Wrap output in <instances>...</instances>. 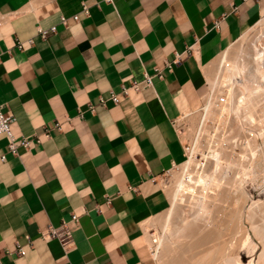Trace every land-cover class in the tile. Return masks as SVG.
Here are the masks:
<instances>
[{"label": "crops", "instance_id": "0c3cea01", "mask_svg": "<svg viewBox=\"0 0 264 264\" xmlns=\"http://www.w3.org/2000/svg\"><path fill=\"white\" fill-rule=\"evenodd\" d=\"M263 15L264 0H0V106L16 143L29 140L12 154L0 135L1 264H158L146 223L170 207L161 179L184 153L175 123ZM62 221L67 251L40 237Z\"/></svg>", "mask_w": 264, "mask_h": 264}, {"label": "bare ground", "instance_id": "6f19581e", "mask_svg": "<svg viewBox=\"0 0 264 264\" xmlns=\"http://www.w3.org/2000/svg\"><path fill=\"white\" fill-rule=\"evenodd\" d=\"M257 23L263 24L264 18L260 19ZM244 39L245 37H242V44L244 42ZM258 48H262V49L261 51L259 50V52H257L256 55L251 59L253 60V62H255V66L249 69L250 71L248 72V74L252 80L256 79L257 81L262 82L264 81V71L261 68V65H259V60L264 59V39L259 42V45L256 47V50ZM240 53H241V45L238 46V48L234 51L228 48L227 50L224 51L223 55L221 56L216 71L213 70L209 74H207V78L210 84L212 85V87H216L218 94L215 96L214 99H208V101L206 102L203 109L205 110V114L203 117L201 115L202 122L201 120L200 122L202 123V127L204 130L203 132L205 131L210 132L207 129L208 125L206 122L208 119H212L210 117H213L214 115V123L212 128L215 130L214 132H216L217 130H223L224 135L217 136L215 133L211 136V138L208 139L210 140L208 142L211 145L210 150L209 148L208 150L211 156L215 157L213 159L215 161L216 169L214 168L213 171L210 172V174L206 175L202 183L201 181L199 182V177L201 175L199 174L200 172L197 173L198 172L197 171L196 174L194 175L195 176L194 182L195 183L197 182V184L201 186L198 191L194 190L195 192H192L190 196L194 201L193 205L195 204L194 205L195 214H196L195 217L199 216V218L201 219L200 216L203 217L205 216L206 218L204 217L205 219L204 218L202 219L204 220L203 222L205 223L200 221L202 222V224L200 223L201 225H197L199 223L198 221H196V218L193 217L194 219L191 221L187 220L182 224L175 225L173 229L169 228V234L171 233L170 235H172L174 231L173 233L174 235L171 237L168 235L167 237L165 235V232L168 228V224H167L168 222L166 220V222L162 226L163 234L157 233L153 238V242L156 249L154 256L157 259V261L160 262L161 264H245L241 260V257L238 253L239 250L237 251L239 247L237 248L236 244L233 243L234 240L231 241L229 237L228 240L226 237H222L226 229L221 234L220 231L222 230H219L220 228L219 222L216 221L217 219L214 220L216 216L214 218L213 216H211L213 214L211 212H213L214 208H217V206L218 208L221 206L224 207L227 204H230V202H232V200H229L230 201L229 202L228 200L225 201L224 199H222V197L224 198V196L227 197V195L225 194H232L231 199L234 198L233 200L234 202L230 204L232 209L229 207L230 212L231 211L236 212V210L241 206L240 204H242L240 203V201L244 199L247 200L248 194L244 190L243 184L246 178L249 176L250 170L247 168V164H244L243 162L245 163L250 162V164H252L253 161L257 162L260 160L258 157V153L260 154V152L258 151L253 152L254 148L256 147L253 142H255L256 140L253 141V140H249V138L247 139V137L245 136L246 134L244 135V138L246 139H244V142L242 143V145H240L242 147L241 148L242 150L238 154L234 155L233 152L231 153L232 154L231 156L230 153L228 155V150H226L227 148L223 144L227 142V140H229L227 139L229 135L228 136L226 135V130H225V126L228 123L229 115H232L234 113V116H236L235 118L237 117L239 118L241 116V115L239 116V113H241L243 114L241 118L244 116L246 120L248 119L251 122L256 120L253 117L252 110H254L258 105L262 107L261 104H258V102L260 101V100L258 101V97H260L259 95L262 94L264 96V91H263L264 89L262 88L264 86V82L253 85V83H250L248 81L246 82L243 81L244 83L241 84L239 88L240 92H236L235 88H233L234 83L232 82L231 78L236 74H241L242 71L245 69L244 61L241 62L240 60ZM219 94L225 95V101L223 103L217 102V97L219 96ZM236 120L234 122H236ZM259 121L261 122L259 123L261 127L260 126L259 127L264 128V119L261 118ZM247 122L249 123V121H246V123ZM236 123L240 125L235 126L237 124L234 123L235 125L233 124L234 126L233 128L232 127L231 128L232 129L235 128L234 132L238 134L242 132L241 126H243L246 123L244 122L243 125L240 122L239 123L236 122ZM257 130L259 129L257 128ZM262 131H260V136H262L264 133V132L262 133ZM262 147L264 148V146ZM212 148L217 149V151H215L217 152L215 153V155H214V149ZM194 152L195 151L193 150L192 154H194ZM249 152H252V155L249 154ZM211 156L209 157L212 158ZM191 159L192 158H190L189 162H191ZM241 160L242 162H239ZM183 175L184 176L178 177V179H176L174 183L169 185V193L171 195L172 202L173 201L176 202L180 200V198L185 193H187V191H189L188 183H187L188 180H186L187 173H184ZM196 192L199 193H197L196 195ZM254 203L256 202L252 201V204ZM247 212H248L247 216L250 217L251 215L250 210H248ZM219 213H221V211ZM231 214L232 212L230 213V215ZM199 218L197 217L198 220ZM146 224L148 226L150 223L147 222ZM252 230L256 236L264 237V225L260 227L253 226ZM246 240L244 241V244L247 242ZM246 264H254L253 258H251ZM256 264H264V246L260 254H258Z\"/></svg>", "mask_w": 264, "mask_h": 264}, {"label": "rangeland", "instance_id": "374dc122", "mask_svg": "<svg viewBox=\"0 0 264 264\" xmlns=\"http://www.w3.org/2000/svg\"><path fill=\"white\" fill-rule=\"evenodd\" d=\"M262 18H264V15L261 17V19ZM263 26H264V23L263 24L257 23V25L255 24L253 27H250L249 30L246 31V33L241 35L229 47L230 50L234 51L238 48V46L241 45L240 60H241V62L244 61V63H245V69L243 70L244 72L242 71L241 74H236L235 76H233L231 78L232 82L234 83L233 88H235L236 92H240L239 88H240V85L244 83L243 81H245V82L248 81L250 83H253V85L264 82V81L259 82L256 79L252 80L248 74V72L250 71L249 69L255 66V62H253V60H251V59L256 55L257 52H259V50L261 51V49L263 48V46H262V48H258L256 50V47L258 46V42H259L258 32H259V30H261V28ZM242 37H245L243 44H242ZM223 53L224 52H222L219 56H217V58H215L212 61L211 65L213 66L212 68L214 71H216V69L218 68V65H219V62H220V59H221V56L223 55ZM259 65H261V68L264 71V59L259 60ZM208 82H209V80H208ZM209 84H210V82H209ZM210 88H211L210 94L204 100L202 106L194 112L185 113L177 121V129H178L179 134L181 135V138L183 140V146H184L183 152L184 153H183L182 160L177 162L169 171L165 172L164 175L162 176V179H161L163 188L166 191V193L168 194L169 199H170V207L167 210H165L164 212H162L161 214L155 216L154 220L149 221L150 224L148 225V227H146L147 234L145 232V236H146V239L148 242V246L151 250V253L153 252V256H154V253L156 252L155 245L153 242V238L157 233L163 234L162 233L163 232L162 226L164 225L166 220L168 222L167 223L168 228L165 232V235L167 237H168V235L170 237L174 235L173 230H172L173 231L172 235H170L171 233L169 234V228L173 229V227L175 225L182 224L183 222H185L187 220L191 221L194 218H196V221H198V223H199L197 225H201L202 222L204 221L202 219L205 216L204 217L200 216L201 219L199 218V216H197L199 218V220L197 219V217H195L196 216L195 206H194L195 204L193 205L194 201L192 200V198L190 196L192 192H195L196 190L198 191L200 186H201V185L199 186L197 184V182L196 183L194 182L195 181L194 175L196 174L197 171H198L197 173L200 172L199 174H201V175L199 177V182L201 181V183H202L204 181L206 175L210 174V172L213 171V169L216 166L215 161L213 159L215 157H212L210 152H209L211 145L208 142V141H210L208 139L211 138V136L215 133L217 136L224 135L223 130H217L216 132H214L215 130L212 128L213 123H214V115H213V117H210L212 119H208L206 122L208 125L207 129L210 132H207V131H205L206 133L203 132L204 130H203L201 122H202V117L205 114V110H203L204 106H205L206 102L208 101V99H214L215 96L218 94L216 87H212V85L210 84ZM262 88L264 89V86ZM219 95H221V94H219ZM222 95H224V94H222ZM259 96L260 97H258V101L260 100L259 101L260 103L258 102V104H261L262 107H260L258 105L259 107L257 106L256 107L257 109L255 108L254 110H252L253 117L256 119V120H254L255 122L254 121L250 122V120H248V119L246 120L244 116L241 118V116L243 115L241 113H239V116L241 115L239 118L238 117L235 118L236 116H234V113L232 115H229L228 123L225 126V130H226L227 136L228 135L229 136L232 135V136L231 137L228 136L227 139H229V140H227V142L223 143L224 146L227 148L226 150H228V155L230 153V156H231L232 155L231 153H233V152H234L233 153L234 155L241 152L242 147L240 145H242V143L244 142V139H246V138H244L245 134H246L245 136L247 137V139L249 138V140H253V141L256 140L255 141L256 143L253 142L256 146L254 148L253 152L254 151L260 152L261 155L258 153V157L260 160L257 162L253 161L252 164H250V162H246V163L243 162L244 164H247V168L250 170L249 176L246 178V180L244 181V184H243V188L246 191V193L248 194L247 195L248 198H247V200L244 199L245 201L244 200L240 201V203H242V204H240V203L239 204L243 208L240 206L241 208L239 207L236 210V212L231 211L232 212L231 215L234 214L233 216H231L230 215L231 212H230L229 207L231 208L230 204L234 202L233 201L234 198L231 199L232 194H225V195H227V197L224 196V198L222 197V199H224L225 201L226 200H228V201L232 200V202L229 201L230 204H227L229 206H227V205L224 207L221 206L222 208L221 207L218 208V206H217V208H214L213 212H211V213H213L211 215V216H213V218L216 216L214 220L217 219L216 221L219 222V226H220L219 230H222V231H220L221 234L226 229V231L224 232L226 234L223 233L222 237H226L227 240L229 238L231 239V241L234 240L233 243L236 244L237 248L238 247L240 248V249L238 248L237 251L239 250L238 253L241 257V260L245 264L248 263V261L251 258H253V263L256 264L258 254H260V252L262 251V248L264 246V237L256 236L252 230L253 226L260 227V226L264 225V151H263L264 148L262 147V146H264L263 145L264 144V133H263L264 131H262V130H264V128H260L261 125L259 124V123H261L259 120L261 118L264 119V109H263L264 108V103H263L264 102L263 101L264 96H263V94L259 95ZM201 115H202V117H201ZM200 120H201V122H200ZM235 120L238 123L240 122L242 125L244 122L246 123V121H249V123L248 122L246 123L248 125L244 124L243 125L244 127L241 126L242 132L239 131L240 133L236 134V132H234L235 128L232 129L233 126L235 124H237L236 122H234ZM238 125H240V124H237L235 126H238ZM255 127H257L259 130H257V128H255ZM200 129H202V130H200ZM260 131H262L263 137L260 136ZM248 134H250L252 137ZM233 135H235V136H233ZM253 136H255V137H253ZM208 148H209V150H208ZM212 149H214V148H212ZM215 149H214V155H215V153H217V152H215V151H217V149L216 150ZM193 150L195 151L194 154H192ZM230 151H232V152H230ZM249 154L252 155V152H249ZM191 156H193V157H191ZM209 156H211L212 158H210ZM190 158H192L191 162H189ZM239 162H242V160ZM188 163H190V164H188ZM184 173H187L186 180H188L187 183H188V188H189L188 190L189 191H187V193H185L180 198V200H178L176 202L175 201L172 202L171 195L169 193V185L174 183L175 180L178 179V177L184 176L183 175ZM197 193H199V192H196V195H197ZM228 196H229V198H228ZM242 201H244V202H242ZM252 201H255L256 203L252 204ZM244 206H245V208H244ZM211 207H212V204H211ZM248 210H250V213H251L250 217L247 216ZM220 211H221V213H219ZM200 221H202V222H200ZM218 222H217V224H218ZM203 223H205V222H203ZM245 240L247 242L244 244ZM157 263L161 264L160 262H157Z\"/></svg>", "mask_w": 264, "mask_h": 264}, {"label": "built area", "instance_id": "2783aa9c", "mask_svg": "<svg viewBox=\"0 0 264 264\" xmlns=\"http://www.w3.org/2000/svg\"><path fill=\"white\" fill-rule=\"evenodd\" d=\"M105 1L109 2V3L112 2V0H105ZM83 10H84V12L86 14H88V10H87L86 7H84ZM72 19L76 20L77 16H73ZM61 22L66 24L67 18L62 17L61 18ZM216 24L217 23H215V25ZM50 31L54 32L55 31V26H52L49 29H39L38 33L41 36L44 37L46 35V33L50 32ZM263 39H264V26L258 32V40H259V42L261 40H263ZM29 42L32 43V39H29ZM259 42H258V45H259ZM17 48H19V49L22 48V44H21L20 41L17 42ZM188 51H189V49L186 52H188ZM181 58H182V54H177L174 61L167 63L168 68H170V69L173 68L174 64L179 63ZM161 77H162L161 70H157V72L154 75H150V74L146 73L145 76H144V79L141 82L132 81L129 85L122 84L120 94L127 95L129 89L138 90L141 85L151 86L153 84V80L155 78H161ZM109 99L111 101H113L114 103H118L119 102V95L115 94V93H111L110 96H109ZM105 100L106 99L101 98L100 101L103 103ZM224 101H225V95H219L217 97V102L223 103ZM88 109L92 111L93 110V105L90 104L88 106ZM13 120H14V117L7 116L3 112V110H2V108L0 106V135H4L7 138V140H8L7 153L16 154L17 148L20 147V146L27 147L28 143H29V140H28V138L25 137V138H22L18 143H16L15 136H14L12 130H11V123L13 122ZM175 124H176V127H177V122ZM57 127H60V125L57 124ZM0 158H1V160H4L6 158V152L3 153L0 156ZM104 202H105V204L109 205L111 203V198L107 196L105 198ZM97 209L100 211V208H97ZM77 220H78V215L77 214H72V216L70 218V221L77 222ZM40 237L42 239H44V240H48V239H51V238L58 239V241L60 242L62 248L65 251L68 250V247L72 243V233H71V230L68 227V222L67 221H62L60 226H52V225L47 226L45 229L40 231ZM14 252H15L16 255H19V256L24 255L23 246L20 245V244H17L16 247H15ZM152 254H153V252H152ZM0 264H1V257H0Z\"/></svg>", "mask_w": 264, "mask_h": 264}]
</instances>
